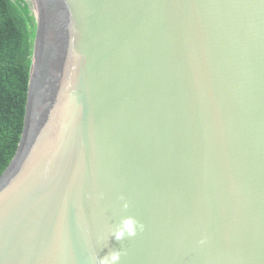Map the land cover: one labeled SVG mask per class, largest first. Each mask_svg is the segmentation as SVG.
Listing matches in <instances>:
<instances>
[{
	"label": "water",
	"instance_id": "obj_1",
	"mask_svg": "<svg viewBox=\"0 0 264 264\" xmlns=\"http://www.w3.org/2000/svg\"><path fill=\"white\" fill-rule=\"evenodd\" d=\"M32 1L0 264H264V0Z\"/></svg>",
	"mask_w": 264,
	"mask_h": 264
},
{
	"label": "trees",
	"instance_id": "obj_2",
	"mask_svg": "<svg viewBox=\"0 0 264 264\" xmlns=\"http://www.w3.org/2000/svg\"><path fill=\"white\" fill-rule=\"evenodd\" d=\"M27 0H0V176L23 129L36 21Z\"/></svg>",
	"mask_w": 264,
	"mask_h": 264
},
{
	"label": "clouds",
	"instance_id": "obj_3",
	"mask_svg": "<svg viewBox=\"0 0 264 264\" xmlns=\"http://www.w3.org/2000/svg\"><path fill=\"white\" fill-rule=\"evenodd\" d=\"M122 208L127 210L129 208V202L124 200L121 197ZM144 230V225L138 221L134 216L126 215L123 216L119 222L114 225L108 233V236H100L98 237L99 240L106 242L107 244L108 239L111 237L116 241H123L127 238L135 237L138 232H142ZM122 249H112L103 257H98L97 254L90 255V264H121V257L123 255Z\"/></svg>",
	"mask_w": 264,
	"mask_h": 264
},
{
	"label": "rangeland",
	"instance_id": "obj_4",
	"mask_svg": "<svg viewBox=\"0 0 264 264\" xmlns=\"http://www.w3.org/2000/svg\"><path fill=\"white\" fill-rule=\"evenodd\" d=\"M27 1L31 2V3H30V6H31V8H32V10H33V12H34V14H35V9H34V6H33L32 1H31V0H27Z\"/></svg>",
	"mask_w": 264,
	"mask_h": 264
},
{
	"label": "bare ground",
	"instance_id": "obj_5",
	"mask_svg": "<svg viewBox=\"0 0 264 264\" xmlns=\"http://www.w3.org/2000/svg\"><path fill=\"white\" fill-rule=\"evenodd\" d=\"M32 1V0H31ZM34 1H32V3H33Z\"/></svg>",
	"mask_w": 264,
	"mask_h": 264
}]
</instances>
